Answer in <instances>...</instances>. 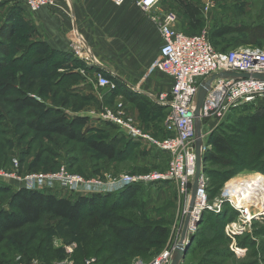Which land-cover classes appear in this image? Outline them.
Returning <instances> with one entry per match:
<instances>
[{"label":"rangeland","instance_id":"rangeland-1","mask_svg":"<svg viewBox=\"0 0 264 264\" xmlns=\"http://www.w3.org/2000/svg\"><path fill=\"white\" fill-rule=\"evenodd\" d=\"M206 1H196L203 17V25L198 32L206 30L210 34L217 28L230 30V34L211 42L216 51L247 45L264 48V0ZM24 6L17 0H0V91L10 86L6 94L0 93V170L8 174L0 184L9 187L7 191L0 192V217L5 212H12L9 206L12 195L21 190L24 181L32 175L43 177L64 170L70 176L82 177L93 186H110L111 182L123 176L166 171L169 157L165 153L144 142L138 147L128 145L136 140L131 139L123 128L108 124L103 118L105 109L122 112L125 117L133 119L134 125L150 132L133 118L131 110L134 104L129 105L130 98L122 95L125 88L118 86L116 81L115 89L84 87L81 83L93 77V73L79 65L73 56L70 63H64L65 57L55 56L51 50L45 51L34 15H30ZM161 6L179 13L183 31L195 33L190 30L183 10L173 0H161ZM56 63L63 66L56 69ZM26 96L43 103L44 107L18 112L12 102ZM137 108L141 111L140 105ZM256 111V106L237 108L222 123L225 129L219 133L230 140L231 154L219 155L216 161L207 165L213 177L214 192L221 182L225 185L239 175L263 171L264 121L257 126L255 134L248 132L244 122ZM77 117H86L89 122L87 127L76 130L77 138L74 140L31 127L37 122L49 129L57 125L67 126ZM163 118L157 119L155 130L161 129ZM153 136L157 139L165 137ZM209 137L210 134H206L203 139L205 152L211 148ZM94 139L115 140L118 148H127L128 151L126 149L116 159L109 160L91 151L88 143ZM173 183L142 185L145 188L127 203L115 200L118 192L109 193L103 207L86 210L78 222L46 215L31 231L11 235L0 243V264H28L32 260L44 264L64 260L85 264L90 259H95L98 264H132L137 258L151 259L181 240L185 222L183 197ZM40 192L73 201L78 196L93 194H70L58 183L55 189ZM111 222L122 230L163 226L168 232L165 238L152 235L142 249H137L126 246L116 237ZM263 232L264 221L253 224L235 239L225 233L226 241L211 243V235L205 230L204 245L195 248V244H191L193 250L186 264H264ZM246 238L251 240V247H243L244 256L238 257L232 246H238Z\"/></svg>","mask_w":264,"mask_h":264},{"label":"built area","instance_id":"built-area-1","mask_svg":"<svg viewBox=\"0 0 264 264\" xmlns=\"http://www.w3.org/2000/svg\"><path fill=\"white\" fill-rule=\"evenodd\" d=\"M19 1L31 13L56 5L54 0ZM160 4L161 0H137L138 7L151 17L163 38L161 60L157 67L172 79L171 91L160 95L157 101L159 105L167 108L164 121L166 136L162 139L155 138L140 126L134 125L133 119L125 117L122 112L115 113L105 109L103 118L106 122L123 128L131 139L142 144L144 142L165 153L169 157L166 171L139 176L127 175L114 180L110 186L99 184L100 187L93 186L90 182L87 183L78 175L70 176L63 170L43 177L29 176L21 188L28 191H41L55 189L58 183L64 187L65 191H70V194H109L119 192L131 185L175 182L183 197L184 220L189 216L187 234L197 235L205 213L213 212L220 215L225 206L229 205L237 212V218L226 225L225 233L235 239L243 235L253 224L264 221V174L239 175L227 182L216 197L210 198V178L204 171L202 161V172L197 182L195 199L189 211L197 173V121L194 113V98L200 84L211 80L210 89L198 118L201 129L205 127L202 129V139L230 118L237 108L250 105L263 106L264 80L236 78L230 75L224 77L222 74H264V48L248 45L226 52L216 51L211 44L208 31L196 34L183 31L180 28L179 13L161 11ZM70 49L75 57L85 63H95L93 54L79 35H74ZM96 82L100 88L115 89L116 87L115 80L102 73L97 74ZM201 151L203 155L205 146H202ZM7 177L8 174L0 170V180L4 181ZM179 242L149 261L137 258L132 264H170ZM232 247L237 256L245 252L237 245ZM28 264L44 263L32 260ZM54 264L73 263L70 260H64ZM85 264L98 263L95 259H90Z\"/></svg>","mask_w":264,"mask_h":264},{"label":"crops","instance_id":"crops-1","mask_svg":"<svg viewBox=\"0 0 264 264\" xmlns=\"http://www.w3.org/2000/svg\"><path fill=\"white\" fill-rule=\"evenodd\" d=\"M54 1V7L36 13L29 12L24 6L30 15H34L40 41L47 43L58 54L75 57L70 45L74 35H79L95 59V63L87 64L75 57L85 70L94 75L81 84L100 88L96 76L105 72L118 86L125 88L122 95L130 96L129 105L134 104L131 110L133 118L149 133L163 137L164 123L161 129L155 130L158 119L155 108H163L157 101L160 95L171 91L172 79L157 67L161 60L163 38L151 17L138 7L137 0ZM190 1L197 3L199 0ZM168 9L160 4L161 11ZM173 184L177 187L175 182ZM190 255H186L185 264Z\"/></svg>","mask_w":264,"mask_h":264},{"label":"trees","instance_id":"trees-1","mask_svg":"<svg viewBox=\"0 0 264 264\" xmlns=\"http://www.w3.org/2000/svg\"><path fill=\"white\" fill-rule=\"evenodd\" d=\"M182 10L184 16L188 21L190 30L196 34L203 25L202 10L199 4L194 3L190 0H173ZM188 33V32H187ZM230 34V30L226 28H217L214 32L209 34L210 41L218 40L224 36ZM41 46L47 50H51L52 54L55 56L65 57L67 60H64V63H70L72 55L69 54H58L45 42H41ZM248 46V45H247ZM251 46V45H250ZM239 47V46H238ZM235 49V48H234ZM228 51V50H227ZM226 52V51H220ZM80 63V62H78ZM79 65H82L81 63ZM63 66L61 63H56L55 68L58 69ZM68 75L70 73H67ZM103 75H106L105 72H102ZM107 76V75H106ZM10 91V86H6L5 90H1V94H6ZM130 97V96H128ZM13 105L18 112H21L28 108L42 109L44 107L43 103L37 101L36 99L26 96L24 98H18L14 100ZM255 106V105H250ZM158 110L157 118L165 117L167 115V108H155ZM257 111L253 116L248 118L246 121L248 132L250 134H255L257 132V126L264 121V105L256 106ZM65 121V119H61ZM88 118L86 117H77L70 121V123L65 125H57L54 128L49 129L46 125L41 123H32L31 127L36 128L40 132H52L58 135L65 136L69 139H76V130L79 128L87 127ZM230 123V122H229ZM108 124H111L108 122ZM224 124V123H223ZM221 124L218 129L210 134L208 145L211 147L210 150L204 153L203 155V164L204 171L207 176L210 178V198L216 197L224 184L221 182V185L216 188L214 192L213 180L207 170L208 163L216 161L219 155H230L231 154V143L228 138H226L223 133H219L221 130H224V126ZM113 125V124H112ZM115 126V125H114ZM117 127V126H116ZM166 136V134L164 135ZM141 142H130L128 145H133L132 147L140 146ZM89 148L91 151L96 153L99 156L107 158L109 160H114L118 155L126 152V149L121 150L115 144V140H90ZM130 147V146H129ZM128 151V149H127ZM166 155V154H165ZM167 156V155H166ZM263 171H258L264 174ZM215 178V177H214ZM145 188L142 185H131L125 189L119 191L115 195V200L120 201V203H127L132 199L135 194L138 193L141 189ZM9 187L5 184H0V192H5ZM108 194H92L90 196H78L76 200H70L67 198H59L56 194L44 193L40 191H28L26 189H21L15 192L10 201L9 206L12 208V212H5L0 217V243L5 241L9 236L16 235L21 232L31 231L46 215H51L55 218H61L69 222H78L84 215L86 210H93L95 206L103 207ZM237 218V212L233 210L229 205H226L224 211L220 215H216L213 212H207L204 215V219L201 223L200 230L195 238V248L202 247L204 244L203 240L206 239L207 234L204 236V231L210 233V241L215 242L219 240H225V231L224 227ZM113 233L118 239H120L126 246H130L137 249H142L147 243L149 237L152 235H158L159 237L165 238L168 232V229L163 226H155L153 229L143 227L137 228L135 230H122L116 227L112 222L110 223ZM264 234V232H263ZM204 236V237H203ZM156 243V242H154ZM210 243V244H211ZM239 247L247 248L251 247V240L249 238L243 239L239 242ZM193 248H189L188 253H191ZM230 254V250L228 251ZM227 252V253H228ZM149 261L150 259H145ZM256 264V263H255Z\"/></svg>","mask_w":264,"mask_h":264},{"label":"water","instance_id":"water-1","mask_svg":"<svg viewBox=\"0 0 264 264\" xmlns=\"http://www.w3.org/2000/svg\"><path fill=\"white\" fill-rule=\"evenodd\" d=\"M229 75L236 77V78H254V79L264 80V74H261V73H254V74H243V73L227 74V73H223L222 74V76H224V77H227ZM210 84H211V80H209L207 82H203L202 84H200L198 91H197V94L194 98V106H195L194 113H195L196 121H197V125H196V130H197V143H196L197 173H196V177H195V183L193 186L194 188H193V193H192V201L190 204L189 211H191V209H192V205H193L195 195H196V190H197V182H198L199 176L202 172L203 157H202L201 149L203 146V139H202L201 124H200V122H198V118L201 114V109H202L203 103H204L205 98H206L208 91L210 89ZM188 221H189V216H187V218L185 220L181 240L179 242V245L177 246V248L175 249V251L173 253L172 260H171L170 264H182L186 258V255L188 253V250H189L191 244L195 240V237H196L195 235L187 234Z\"/></svg>","mask_w":264,"mask_h":264}]
</instances>
